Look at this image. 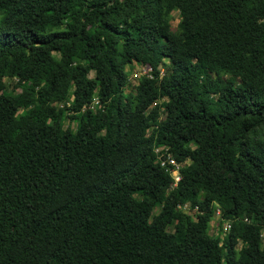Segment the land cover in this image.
Listing matches in <instances>:
<instances>
[{
    "label": "trees",
    "instance_id": "obj_1",
    "mask_svg": "<svg viewBox=\"0 0 264 264\" xmlns=\"http://www.w3.org/2000/svg\"><path fill=\"white\" fill-rule=\"evenodd\" d=\"M225 261L264 264V0H0V264Z\"/></svg>",
    "mask_w": 264,
    "mask_h": 264
},
{
    "label": "built area",
    "instance_id": "obj_2",
    "mask_svg": "<svg viewBox=\"0 0 264 264\" xmlns=\"http://www.w3.org/2000/svg\"><path fill=\"white\" fill-rule=\"evenodd\" d=\"M144 71L145 76L149 79H153V70L152 68L148 67ZM159 102L154 103V106H156ZM98 104L96 101L94 105ZM155 154L157 155L158 162L161 165V167L169 168L170 174L172 178L174 179V185L173 188L178 185V183L181 181V169L186 165L185 163H179L177 160L172 156V154L169 151V148L166 146L157 147L155 148ZM182 212L186 214H191L192 210L189 204L185 205H179L178 207ZM216 216L220 218V210H217ZM215 216V217H216ZM247 221V220H246ZM219 231L217 234L220 233V228H218ZM231 229V222H226L222 228V232L228 233Z\"/></svg>",
    "mask_w": 264,
    "mask_h": 264
},
{
    "label": "rangeland",
    "instance_id": "obj_3",
    "mask_svg": "<svg viewBox=\"0 0 264 264\" xmlns=\"http://www.w3.org/2000/svg\"><path fill=\"white\" fill-rule=\"evenodd\" d=\"M173 16H174V20L172 22V25L174 27H176L179 23L180 17H179V13L178 12H173ZM148 68L146 65H139V64H134L131 65L127 68L128 72H130L129 75V85L128 87L125 89V94H129V93H135L136 90V86L139 83V80L141 77L145 76L144 71H146L145 69ZM166 72L164 70H162V74L164 75ZM16 80H12V79H5V84L7 86L6 88V92H10V93H21L20 89L14 90L13 86L15 84ZM69 121L67 120L65 123V127H68ZM72 129L75 130L76 129V124L72 123ZM189 164V163H188ZM191 214L193 215L194 212H191ZM219 217H215L214 221L211 224V234L217 235L218 231H219ZM169 231H173V229L170 227ZM240 248V247H239ZM224 264H227V261H225Z\"/></svg>",
    "mask_w": 264,
    "mask_h": 264
}]
</instances>
